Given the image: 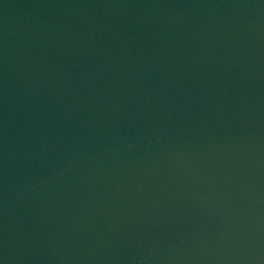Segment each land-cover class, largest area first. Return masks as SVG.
Segmentation results:
<instances>
[{"label":"water","instance_id":"water-1","mask_svg":"<svg viewBox=\"0 0 264 264\" xmlns=\"http://www.w3.org/2000/svg\"><path fill=\"white\" fill-rule=\"evenodd\" d=\"M0 264H264V0H0Z\"/></svg>","mask_w":264,"mask_h":264}]
</instances>
